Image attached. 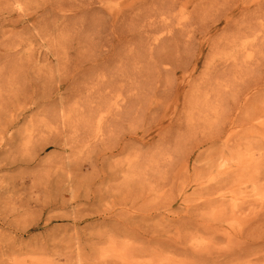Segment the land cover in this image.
I'll return each mask as SVG.
<instances>
[{"label":"rangeland","instance_id":"1","mask_svg":"<svg viewBox=\"0 0 264 264\" xmlns=\"http://www.w3.org/2000/svg\"><path fill=\"white\" fill-rule=\"evenodd\" d=\"M1 1L5 3L0 5V68L4 70L8 96L4 103L0 102V117L3 113L11 114L16 103L18 111L17 120L7 133V137L13 135V141L8 142L12 144L4 146L6 155L0 156L3 163L0 264H264V246L233 243L228 246L222 232L211 233L197 227L200 189L213 184L206 177L210 164L208 160H196L197 151L186 164L189 155L186 149L193 146L192 132L197 122L193 98L209 87L211 81L217 79L226 84L233 80L232 74L216 78L218 63L231 62L233 58L231 50L222 53V48L217 47L221 38L228 35L218 29L221 24L215 30L209 28L206 34H198L197 39L192 37V29L202 27L200 23L208 25L230 3L222 0L218 4L215 0ZM210 6L215 12L212 9L213 13L205 17V7ZM108 10L123 13L116 21L121 34L117 32L120 35L115 40L114 53L109 52L112 61L87 72L78 67L74 72L84 58L110 49L102 45L101 37L105 33H99L101 18L111 22ZM161 10L163 13L152 23L151 14L157 15ZM9 11L15 16L7 19ZM37 11L42 15L35 24H26L23 17ZM250 15L257 16L264 27L262 12L255 10ZM13 20L19 23L13 25ZM143 21H147L148 29ZM120 27L123 30L119 31ZM252 38L241 40L235 49L248 50L255 43ZM211 49L212 53L208 51ZM258 55L262 57L258 61L264 62V49ZM243 57L253 62L248 70H255L256 51ZM17 70L26 71L21 76ZM72 74L75 76L71 79ZM14 76L17 81H10ZM66 79L69 85L58 92L63 93L60 98L55 89ZM71 83H75L76 90L83 89L77 95L70 94L76 91ZM16 90L20 93L18 102L11 96ZM185 98L186 106L181 104ZM49 123L52 131L46 128ZM260 132L264 131L260 128ZM260 132L253 133L250 139H264V133L260 135ZM47 138L52 140V146L48 145L34 163L30 162L34 150L44 145ZM54 140L58 142L55 147ZM117 142L123 145L121 151L113 156L104 155V150ZM221 145L218 142L214 151ZM250 147L251 152L256 150L255 154L264 153L262 148ZM231 150V146L222 149L224 157H229L227 164L236 153L239 157L245 152L238 149L232 154ZM262 166L249 168L252 174L247 185L238 189V202L245 197L246 205L264 203V185L252 180L254 174L264 169ZM201 167L204 179L197 174ZM227 173L234 176L233 181L238 175L233 171ZM228 175L217 177L214 184L220 181L232 184ZM221 197L225 203L230 202L231 195L227 198L222 192ZM199 211L209 215L215 207L207 206ZM259 213L264 216V210L260 209ZM262 225L253 221L232 222L234 230L243 226L246 237L252 240L264 237Z\"/></svg>","mask_w":264,"mask_h":264},{"label":"bare ground","instance_id":"2","mask_svg":"<svg viewBox=\"0 0 264 264\" xmlns=\"http://www.w3.org/2000/svg\"><path fill=\"white\" fill-rule=\"evenodd\" d=\"M219 1L220 0H215L214 2H215V4H218ZM222 1H224L226 3H230L229 6L223 12L222 11L220 12L218 10L219 12L217 14H215L213 18H211V22L208 25L206 23V25L204 24V26H203L200 23L199 26H202V27H200V28L196 27L197 30H196V28L192 29V31H193L192 37L195 39L198 34L199 35H203V33L206 34L207 32H209L208 31L209 28L210 29L214 28V30H215L221 24V28L219 27L218 29H220V31L225 32L228 35L221 38L222 41L218 43L217 47L222 48L221 49L222 53L224 51L231 50L232 51L231 57H233L231 62H227L226 60H224V61L221 60L218 63L219 68H217V66H216V74L218 75V77L216 75V78L219 79V76L224 77L223 75H225V74L226 75L232 74L233 80L230 81V83L228 81H226V82H228L226 84L220 83L219 80L217 81V79L214 83H212V81H211L210 82L211 84H209V87L202 89L195 96V98H193L195 100V108L191 107L194 109L193 114H194V116H196L197 122L195 123V126L193 127L194 132H192V133H194L193 139H195L193 146L191 147V149H186L187 154L189 153V155H187L188 157L186 156L187 157L186 164L189 161L190 157L193 156V152L197 151V154L195 155L196 160H198V159H203L206 161L208 160V163L210 164L209 165L210 168H208V174L206 175V177L208 178L209 183L210 182L213 183V184H211V183L206 184V186H202V188L200 189L198 203L196 204V210H198L196 214H197V217H199V220H198L196 225L199 228H205V230H210L211 233L219 232V231L222 232L223 233L222 236L226 239L225 242L228 246H230V244H232V243L235 246H264V237H260L259 239L252 240L251 238L246 237L247 231L244 230L243 226H240V227L238 226V230H234L232 228V222H234L236 220H240V221L242 220L245 223H247L249 221H253V222L258 223V225H260V226H261V224H264V216H261L262 212H261V214L259 213L260 209L264 210V209H262V208H264V203H262V202H260V204L249 203L246 205L245 204L246 202L243 201L245 197L244 198L242 197V202H238V200H237L238 197L236 198L238 189H241V187L243 189V187H245L247 185V180H248L249 175L251 173L250 171L248 172L249 168L254 167V166H255V168H257V166H259L261 164L264 165V153H262V154L256 153L255 154L256 150L254 153L250 151L251 150L250 145H254L255 148H259V149L262 148V150H264V139H257V140L250 139V137L253 133L257 134L258 132H260V128H261V131H264V68H261V66H264V62H260V60L258 61V59L262 58L258 54H260L261 49H264V48H261L262 46H264V32H262V31H264V27H262L260 21H257V16L252 17L250 15L255 10L259 11V13L262 12V14H264V9H262V8H264V0H222ZM3 3H5V2L1 1L0 5ZM171 7H172V4H171ZM212 7L213 6L205 7V13H204L205 17H207L208 15L210 16V14L213 13ZM169 10H170V8H168L167 11H169ZM86 11L88 12L89 10H86ZM213 11H214V9H213ZM9 13H10L9 15L7 14V16H8L7 19H10V18L15 16V15H13L14 12L9 11ZM162 13H163V10H161L160 13L158 12L157 15L151 14L150 17H152V18H150V21L153 23L155 18H157V16L159 14H162ZM40 14L42 15V13H40ZM40 14L37 11L33 14H27V16H25V17L22 16V17H23V20L26 24H29V22H31V24H35V22L37 21L36 19L38 18V16ZM122 14L123 13H116L112 10H108V12H107L108 19L111 20V22H105L106 20L103 21V18H101L103 23H101L102 29L100 30L99 33H101V31H102V33L103 32L105 33V35L103 33L104 36L101 37V39L103 40L102 45H108V46H110V49L107 50L105 53H104V51H105L104 50L103 52H100L96 56L95 55L89 56L88 58L89 59L91 58L89 61H88V58L86 59L82 56L84 58L82 61V64H81V66L79 65V66H75V68L73 67L74 72H76L77 69H80L78 67H83V70H81V71L87 72L95 66H99V65L104 64L105 62L112 61V60H110L112 57L109 56V52L111 50H113L112 53H114V51H115L114 47L116 45L115 40L121 34L120 30H123L120 27V29H119L120 32H118V27H117V23H116L117 19ZM253 15H254V13H253ZM145 18H144V20H145ZM146 20H147V18H146ZM148 20H149V18H148ZM150 21H148V22H150ZM143 22H145V21H143ZM18 23H19V21L18 22H16V21L14 22V20L12 21L13 25H16ZM21 24H22V21H21ZM146 24H147V21L145 22V29L148 27V26L146 27ZM149 24H151V23H149ZM143 26H144V24H143ZM155 27H156V24H155ZM155 27L152 29H155ZM162 27H160V28H162ZM190 27H192V26H190ZM131 30H133V28ZM157 30H159V29H157ZM134 31H135V29H134ZM117 32L120 33L118 36H117ZM142 32H143V30H142ZM150 32H152V31H150ZM141 34H140V36H141ZM143 35L144 34H142V37H143ZM121 36H123V35H121ZM138 37H135V38L137 39ZM248 37L249 38L253 37L252 39H254L255 43L251 44V45L252 46L255 45V47L252 48V46H250V48L248 50L245 48L243 49V47H240L239 49H235V47L237 46V44L241 40L246 39ZM128 38L129 37L127 36L126 39H128ZM126 39H125V42L127 41ZM223 39H224V41H223ZM133 40H129V41H133ZM156 44H159V43H156ZM213 46H215V45H213ZM118 47H119V45H118ZM154 48H155V45H154ZM218 48H216V51L217 50L220 51V49H218ZM212 50L213 49H211V51L210 50H208V51L212 53L213 52ZM255 51H256V55L258 57L256 59V65H255L256 69L255 70H248V68H250V65L253 62H250L248 60H243L244 59L243 56H245V54H248V53L254 54ZM153 53H154V51H153ZM153 53L151 55H153ZM104 54L105 55L108 54V55L105 56ZM206 57L204 59H206ZM227 58L228 57H226L225 59H227ZM3 59L4 58H2L1 60H3ZM239 59L241 61H239ZM79 60H81V59L79 58ZM85 61H86V64H84ZM1 63L3 64V62H1ZM197 63L198 62L195 63L193 69L196 68ZM156 65H157V67H159L158 63ZM203 65H205V62ZM0 67H2V65H0ZM3 68H4V65H3ZM174 70H176V69H174ZM182 70H184V69L182 68ZM242 70H245V71H242ZM3 71H1V68H0V102L3 101V103H4V99L8 96V94H7L6 89H5L6 79H5V76H4L5 74ZM24 71H26V70H24ZM24 71H20L21 76L24 73ZM173 71H171V72H173ZM20 72L18 71V74ZM212 75H214V74H212ZM74 76H75V74H72L71 79ZM9 80L13 81V82L17 81L15 79V76L12 78H9ZM19 84H21V83H19ZM68 85H69V82L67 79H66V81H62V82L60 81L58 83V85L55 89V92H56V94L59 95L60 98L63 96V93L62 92L58 93V92L61 91V89L63 87L68 88ZM70 85H74V87H75V88H73L74 90L77 89V87L75 86V83H71ZM158 88H159V86H158ZM80 89H83V88H80ZM80 89L78 88V90L73 91V93H70V94L77 95L78 92H80ZM1 90H5V91H1ZM18 90L13 91L11 93V96L14 97L17 102L20 99L19 98L20 93L18 92ZM176 91L177 90H175L173 92L176 93ZM193 93H194V91H193ZM189 94H190V91H189ZM155 96H157V94ZM186 99L187 98H185L184 101H182V103H181L182 105L186 106V104H185L187 102ZM96 103H98V102H96ZM15 105H16V107L13 105L14 110L11 114L4 115V113H3V117H0V156L2 155L3 151L5 150V149L2 150L4 148V146L9 147L8 144H12V143H8V142H10L13 139V135H10L9 137H7V133L9 132V129L12 128V126L15 124V121L17 120L16 116H17V111H18V103H16ZM187 105H189V104L187 103ZM176 106L177 105H175L174 108H176ZM0 111H2V109H0ZM11 111L9 110V112H11ZM5 112H6V110H5ZM1 114H2V112L0 113V115ZM115 116H116V114H115ZM49 125H50V123H49ZM49 125H46L47 130L52 131V123L50 126ZM246 125H247V127H248V125H250V127H248V129H246L245 128ZM151 127L152 126H150V128ZM262 133H264V132H262ZM262 133L260 135H262ZM39 136L40 135H38V137ZM185 136H186V134H185ZM15 137L16 136L14 135V138ZM251 138H253V137H251ZM257 138H259V136ZM49 139L44 145H41L40 147H38L37 149L34 150L33 154L29 158L30 162L34 163L37 160V156H40L41 152H43L48 145L52 146V140L50 141ZM101 142H102V140H101ZM218 142H220V144H222V145L219 149H217L218 151H214L216 149L215 147H216V144ZM53 144L55 147L56 144L58 145V142L54 140ZM61 144H62V142H61ZM59 146H60V144H59ZM122 146L123 145L121 144V142H117V144L114 145L112 148H106L105 149L106 151L104 150V155L113 156L114 154L119 153V151H121ZM223 146L224 147L231 146V148H232L231 153L233 151L238 150V149H241V150H243V152L244 151L245 152L241 153L242 156L240 155L239 157L237 155L238 153L235 152L236 157L233 158V156H230L231 158H233L230 160H233V161L228 162V164H227L229 157L228 158L224 157L225 153L222 152V149H224ZM229 148L230 147H228V149ZM255 148H253V149H255ZM13 149H14V147H13ZM258 151L261 152L260 150H258ZM215 152L217 153L216 155L214 154ZM226 152H228V151H226ZM8 153H10V152L8 151ZM228 153H230V152H228ZM3 154H5V152ZM10 155H11V153H10ZM214 157H216V159H213ZM14 160H15V158H14ZM1 162H2V160H0V167L3 164ZM13 162H11V164ZM225 162H226V164H225ZM199 163H201V162H198V165H199ZM171 164H172V162H169V165H171ZM36 165H38V164H36ZM128 167L129 166H127V168ZM262 167H264V166H262ZM197 169H198V167H197ZM230 171L238 172V175H235L234 181H233L234 176L231 177L227 173ZM186 172H188V171H186ZM195 173H196V171H195ZM225 173L229 176V178H230L229 181H232L233 183L232 184H230L231 182L225 183V182L220 181L222 179H218L220 182L216 181L217 183L214 184L213 180H215L217 177L218 178L221 177ZM197 174H199L200 178L204 179V177H205L203 175L204 169L202 167L200 168V171ZM102 175H104V174H102ZM252 180L261 181L262 183H260V184L264 185V169H262V171H260V172H257L256 174H254V177ZM34 183H35V181H34ZM256 186L257 185H255V187ZM199 187H201V186H199ZM260 188H261V186H260ZM253 190L255 192L256 189L253 188ZM222 192L224 194H227V198L230 197V195H231V198L229 199L230 202L225 203L223 201V198L222 197L220 198V196L222 195ZM240 197H241V195H240ZM262 198H264V196H262ZM251 199L252 198H250V200ZM207 206H209V207L214 206L215 211L209 215H207L205 212L199 211V210H202L203 208H206ZM194 208H195V206H194ZM258 208H259V210H258ZM257 213L259 214V216H256ZM196 214H195V216H196ZM210 215H212L213 217ZM233 225H234V223H233ZM256 226H257V224H256ZM262 226H264V225H262ZM256 229L258 230L260 228L258 227ZM247 230H249V229L247 228ZM254 233H255V231H254ZM251 235H253V234H251ZM219 236L221 237V235H219ZM214 237L215 236H213V238ZM223 237H221V238L223 239ZM216 240H217V238H216ZM214 242H216V241H214Z\"/></svg>","mask_w":264,"mask_h":264}]
</instances>
